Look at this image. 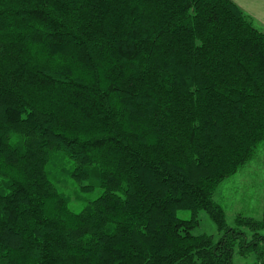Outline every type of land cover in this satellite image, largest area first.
Masks as SVG:
<instances>
[{
    "label": "trees",
    "instance_id": "obj_1",
    "mask_svg": "<svg viewBox=\"0 0 264 264\" xmlns=\"http://www.w3.org/2000/svg\"><path fill=\"white\" fill-rule=\"evenodd\" d=\"M263 141L264 30L233 0H0V264H264V211L214 199Z\"/></svg>",
    "mask_w": 264,
    "mask_h": 264
},
{
    "label": "rangeland",
    "instance_id": "obj_2",
    "mask_svg": "<svg viewBox=\"0 0 264 264\" xmlns=\"http://www.w3.org/2000/svg\"><path fill=\"white\" fill-rule=\"evenodd\" d=\"M260 29L262 26L256 24ZM69 185L60 189H65L66 193L71 197L70 206L76 211H80L84 206V202L89 199L88 193L83 194V200L75 197L81 192L77 184L72 183V179L68 178ZM61 189V190H62ZM91 194V193H90ZM96 193L93 194V196ZM87 196V197H86ZM214 199L220 204L224 213L226 222L229 226H235L238 216L261 219L264 211V141L256 149L252 159L244 164L235 174L224 179L218 186ZM178 214L182 217L189 218L190 211L179 210ZM200 224L194 229V233H207L218 240L221 233L215 222L209 217L205 210L199 212ZM264 234V229L262 230ZM245 261L239 255H235L234 264ZM250 258L247 262L251 263Z\"/></svg>",
    "mask_w": 264,
    "mask_h": 264
},
{
    "label": "crops",
    "instance_id": "obj_3",
    "mask_svg": "<svg viewBox=\"0 0 264 264\" xmlns=\"http://www.w3.org/2000/svg\"><path fill=\"white\" fill-rule=\"evenodd\" d=\"M246 13H248L256 24L264 28V0H233ZM237 264H251L240 261Z\"/></svg>",
    "mask_w": 264,
    "mask_h": 264
}]
</instances>
